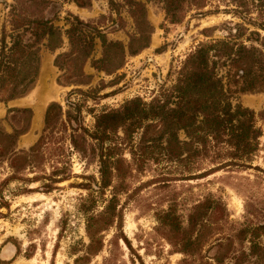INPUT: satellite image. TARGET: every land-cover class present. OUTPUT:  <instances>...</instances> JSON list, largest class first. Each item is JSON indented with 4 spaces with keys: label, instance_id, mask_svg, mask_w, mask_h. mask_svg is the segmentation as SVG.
<instances>
[{
    "label": "trees",
    "instance_id": "16d2710c",
    "mask_svg": "<svg viewBox=\"0 0 264 264\" xmlns=\"http://www.w3.org/2000/svg\"><path fill=\"white\" fill-rule=\"evenodd\" d=\"M90 1L12 0L5 20L8 31L4 24L0 29V102L19 98L31 89L37 74L40 47L49 50L60 47L62 35L68 49L56 54L53 64L62 71L65 83L87 84L89 75L81 70L86 60L93 69L109 74L122 66L126 55H134L148 46L152 26L145 15V2H159L163 20L178 23L188 10L199 9L208 0H105L111 12L119 16L123 10L130 19L131 30L126 33L125 44L107 39L96 26L70 13L64 17L66 28L53 24L58 5L73 3L82 8L89 6ZM258 6L260 12L264 11V0H258ZM249 23L264 32V20ZM243 29L236 23L233 32L229 31L226 37L198 42L179 61L173 83L155 98L145 102L134 96L118 108L100 110L93 116L90 132L79 126L81 134L92 140L97 178L91 177V182L78 184L86 191L77 208L84 217L88 242L83 253L73 258V264H84L90 256L96 255L101 249L98 233L113 221H121L116 201L117 194L122 191L118 184L122 182L124 169L119 166L122 157L117 153L122 149L121 139L118 141L115 136L118 129L127 141H131L132 133L140 129L137 144L145 154H148L146 150L152 153L157 148L162 158L170 162L184 161L193 165L196 159L203 158L211 163L208 169L198 174L189 173L187 178L202 177L227 166L247 168L259 150L264 152V133L257 125L262 113L237 101L231 102L238 94L264 91V36H259L257 30H249L248 35L253 38L247 36L246 40L258 41V45H247L237 40ZM94 39L99 41L101 48L97 58L91 56ZM14 110L30 113L27 108H8L7 112ZM60 112L58 103L46 105L42 133L27 149L15 147L16 137L26 131L27 122L10 133L0 129V168L6 163L8 173L0 182V209L8 206L2 188L9 181L17 182L11 191L19 194L46 193L67 177L64 167L56 165L55 160L48 173L37 160L44 155L49 158V152L55 159L60 155L58 147L46 149L43 146L45 131L51 132ZM70 129V146L83 153L84 146L78 144L73 135L77 129ZM150 129L155 132L153 136L148 135ZM179 131L182 138L178 136ZM132 151L130 148L129 155L133 159ZM24 169L30 170L32 176H20ZM36 182L37 186L28 187ZM107 190L109 196L104 198ZM98 201L101 209L94 213ZM156 220L172 247L171 252L181 255L176 264H264V219L256 222L229 220L226 206L218 197L204 195L184 214L178 212L175 204H169L156 214ZM224 227H229V232L212 238L214 231ZM205 244L215 247L210 256L200 253Z\"/></svg>",
    "mask_w": 264,
    "mask_h": 264
},
{
    "label": "rangeland",
    "instance_id": "374dc122",
    "mask_svg": "<svg viewBox=\"0 0 264 264\" xmlns=\"http://www.w3.org/2000/svg\"><path fill=\"white\" fill-rule=\"evenodd\" d=\"M11 2L0 0V29L4 24L5 31L9 28L5 20ZM57 9V19L53 24L62 29L66 28L64 17L70 13L96 26L109 40L123 44L128 40L126 33L131 30L130 19L123 10L119 16L111 12L105 0H91L89 6L82 8L73 3H63ZM145 15L152 26L148 46L134 55H126L122 66L114 72L97 71L86 60L81 70L89 75L87 84L65 83L62 71L53 64L54 56L68 49L67 40L62 35L60 47L54 50L40 47L37 74L31 89L19 98L0 102L2 131L10 133L27 122L26 131L16 137L17 149H27L42 133L43 114L49 102L61 106V112L57 114L59 120L51 132L45 131L47 136L43 139L46 149L58 147L60 155L55 159L49 152V158L44 155L37 160L45 173L50 171L55 160L56 165L64 167L67 175L46 193L19 194L11 191L17 185L13 180L3 185L2 193L8 206L0 209L3 214L0 217V264H73V258L83 253L88 238L84 217L77 205L86 191L78 184L91 182V177L97 178V162L92 140L81 134L79 126L90 132L93 116L100 110L118 108L134 96L145 102L155 98L173 83L179 61L189 50L198 42L226 37L229 31L233 32L236 23L244 28L237 40L247 45H258V41L246 40L247 36L251 37L249 30H257L259 36H264L254 23H249L264 20V11L260 12L258 0H208L203 7L188 10L178 23L164 21L161 4L149 1L145 2ZM100 52L99 41L94 39L91 56L97 58ZM236 101L262 113L257 125L264 133V91L238 94L231 100L232 103ZM8 108H27L30 113L7 112ZM70 127L77 129L73 135L78 144L84 146L83 153L70 146ZM139 132L140 129L135 130L131 141H127L120 129L116 131L117 140L122 142V149L117 152L122 157L119 166L124 169L122 182L118 184L122 191L117 194L116 201L121 221H113L98 233L101 249L84 264H176L181 255L171 252L172 247L162 235L164 231L157 224L156 214L169 204H175L178 212L184 214L204 195L220 198L226 206L229 220L256 222L264 219L262 150L247 168L227 166L202 177L187 178L189 173L198 174L208 169L211 163L203 158L196 159L193 165L184 161L170 162L162 158L157 148L152 153L146 150L148 154H145L137 144ZM154 134L150 129L148 135ZM178 136L183 137L180 131ZM130 148L134 152L133 159L129 155ZM5 165L3 163L0 168V182L8 174ZM20 176L30 177L32 173L24 169ZM37 185L36 182L28 187ZM108 196L107 190L104 198ZM101 205L100 201L96 203L94 213L100 211ZM229 230V227L217 229L212 238L223 236ZM214 250L215 247L205 244L200 253L210 256Z\"/></svg>",
    "mask_w": 264,
    "mask_h": 264
},
{
    "label": "crops",
    "instance_id": "0c3cea01",
    "mask_svg": "<svg viewBox=\"0 0 264 264\" xmlns=\"http://www.w3.org/2000/svg\"><path fill=\"white\" fill-rule=\"evenodd\" d=\"M35 110H37V109L35 108ZM35 114H36V111H35Z\"/></svg>",
    "mask_w": 264,
    "mask_h": 264
}]
</instances>
